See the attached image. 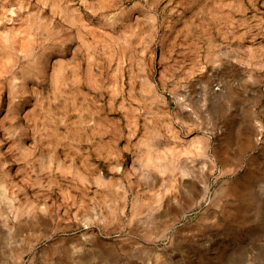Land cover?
Returning <instances> with one entry per match:
<instances>
[{
    "label": "rangeland",
    "instance_id": "rangeland-1",
    "mask_svg": "<svg viewBox=\"0 0 264 264\" xmlns=\"http://www.w3.org/2000/svg\"><path fill=\"white\" fill-rule=\"evenodd\" d=\"M0 264H264V0H0Z\"/></svg>",
    "mask_w": 264,
    "mask_h": 264
},
{
    "label": "bare ground",
    "instance_id": "bare-ground-1",
    "mask_svg": "<svg viewBox=\"0 0 264 264\" xmlns=\"http://www.w3.org/2000/svg\"><path fill=\"white\" fill-rule=\"evenodd\" d=\"M154 165H156V163L154 164ZM160 166H163L162 168H167L168 167V165H165V163L163 162L162 164H160ZM34 218V220L33 221H35L36 220V218L35 217H33ZM61 223L60 222H58L57 223V225L54 227V232H58L59 230H61Z\"/></svg>",
    "mask_w": 264,
    "mask_h": 264
},
{
    "label": "crops",
    "instance_id": "crops-1",
    "mask_svg": "<svg viewBox=\"0 0 264 264\" xmlns=\"http://www.w3.org/2000/svg\"><path fill=\"white\" fill-rule=\"evenodd\" d=\"M43 70V69H42Z\"/></svg>",
    "mask_w": 264,
    "mask_h": 264
}]
</instances>
